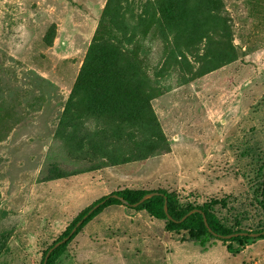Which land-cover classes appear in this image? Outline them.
<instances>
[{
    "label": "rangeland",
    "instance_id": "obj_1",
    "mask_svg": "<svg viewBox=\"0 0 264 264\" xmlns=\"http://www.w3.org/2000/svg\"><path fill=\"white\" fill-rule=\"evenodd\" d=\"M97 38L130 101L65 115ZM263 177L264 0H0V264H41L124 188L225 199L224 224L255 232ZM165 225L107 207L56 264H264V239L235 254Z\"/></svg>",
    "mask_w": 264,
    "mask_h": 264
},
{
    "label": "trees",
    "instance_id": "obj_2",
    "mask_svg": "<svg viewBox=\"0 0 264 264\" xmlns=\"http://www.w3.org/2000/svg\"><path fill=\"white\" fill-rule=\"evenodd\" d=\"M96 40L95 45L85 57L83 66L68 101L65 115L72 108V105H74L79 99L86 100L90 106H93L94 109L101 112L107 110L109 108V103L111 104L113 100L124 98L130 101V90L123 87L124 74L121 67L117 66L113 54L105 51L101 47V39L97 38ZM121 87H123V89ZM244 153L247 156L251 155L252 149L248 148ZM260 190L261 199L259 205L264 210V177L260 185ZM150 192H159V194L144 201L137 207L132 206V204L139 202L144 195ZM114 195L122 197L128 201L129 204H124L120 198H116ZM166 202L168 213L164 208ZM96 204H100V206L87 216L83 223L77 228L76 232L66 242L52 251L46 264H56L58 259L67 251L68 245L73 238L76 237L83 228L105 208L114 205H123L138 211L145 210L152 217L165 220V226L169 232L175 234L186 232L188 234L187 240L201 245H205L211 240L227 242L228 250L235 254L243 251L246 246L250 244L251 240L264 239L263 224H260L259 228L255 230V232L262 233L259 237L238 236L229 239L224 237L233 233L249 232L241 228L235 229L233 226L224 224L223 219L219 216L216 208L218 206L226 207L228 202L225 199L212 198L202 205H196L190 202H184L175 189L149 191L140 188H124L97 200L86 212L81 214L77 220L74 221L73 224L45 250L41 264H44L46 254L50 248H52L58 241L67 237L77 222L87 215L89 210ZM194 209H199L200 212L190 214L183 219ZM168 215L171 216V218H169ZM204 215L207 218L211 230H209L205 224ZM236 243L237 246L235 245Z\"/></svg>",
    "mask_w": 264,
    "mask_h": 264
},
{
    "label": "water",
    "instance_id": "obj_3",
    "mask_svg": "<svg viewBox=\"0 0 264 264\" xmlns=\"http://www.w3.org/2000/svg\"><path fill=\"white\" fill-rule=\"evenodd\" d=\"M158 194H159V192H150V193H147L146 195L143 196V198L139 202H137L135 204H132V206L133 207H137L138 205H140L144 201H146V200H148V199H150V198H152V197H154L155 195H158ZM114 196L116 198H120L124 204H129L128 201H126L122 197H119L118 195H114ZM99 206H100V204H96L92 209H90L89 212H88V214L85 215L81 220H79L77 222V224L74 226V228L72 229V231L70 232V234L67 237H65L64 239L58 241L52 248H50V250L46 254V258H45L44 264H46L47 259L49 258V256L52 253V251L55 248H57L58 246L62 245L64 242H66L76 232L77 228L83 223V221L87 218V216L89 214H91ZM164 208H165V211L168 213L167 202L165 203ZM196 212H200V210L199 209L191 210L183 219H185L188 215L193 214V213H196ZM169 218H171V216H169ZM204 221H205L206 226L209 228V224L207 222V218L205 217V215H204ZM209 230H211V229L209 228ZM261 234L262 233H259V232H238V233H233V234H230V235H227V236H224V237L227 238V239L232 238V237H238V236L259 237Z\"/></svg>",
    "mask_w": 264,
    "mask_h": 264
}]
</instances>
